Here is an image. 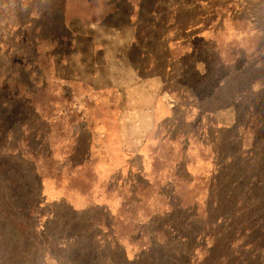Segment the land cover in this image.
<instances>
[{"label":"rangeland","instance_id":"1","mask_svg":"<svg viewBox=\"0 0 264 264\" xmlns=\"http://www.w3.org/2000/svg\"><path fill=\"white\" fill-rule=\"evenodd\" d=\"M142 5L134 54L153 53L163 64L160 53L171 46L176 102L186 98V56L223 78L222 94L210 77L203 90L213 92L225 123L194 140L210 144L206 167L185 174L183 161L196 160V151L177 113L162 133L158 178H132L114 227L96 200L107 179L98 151L108 143L99 138L95 150L68 99L84 89L61 80L84 75L63 57L71 38L64 0H0V264H264V0ZM154 73L169 78L162 68L139 72ZM55 186L98 204L74 210L66 198L53 200L61 198L52 196Z\"/></svg>","mask_w":264,"mask_h":264},{"label":"crops","instance_id":"2","mask_svg":"<svg viewBox=\"0 0 264 264\" xmlns=\"http://www.w3.org/2000/svg\"><path fill=\"white\" fill-rule=\"evenodd\" d=\"M142 3L143 0H64L65 22L71 38L68 54L63 57L68 55V60L74 62L67 64L68 69L82 71L84 75L61 80L68 86L77 82V86L84 89V94L68 99L80 110L86 135H90L95 150H98L96 143L99 138L100 142L108 143L107 149L98 151L105 167L102 174L107 175V179L105 190L96 200L105 206L102 207L114 227L122 218L125 208L123 193L131 187L132 178L138 176L147 181L158 178L159 172L155 167L161 165L159 153L165 143L162 133L170 129L177 113L184 114L192 131H187L185 139L192 144L190 150L196 151V160L183 161L182 165L185 174L192 177L194 168L206 167L208 158L204 156L208 157V153L205 151L210 148V144L194 140L198 135H216L225 124L221 115L224 113H220L213 92L203 93L205 87H210V77V82L215 81L222 94L223 78L216 76V71L208 76L197 60L186 56L179 76L180 94L186 98L178 103L173 99L176 93H173L170 78L171 46L160 53L164 55L163 64L151 59L153 53L140 50L134 54L137 52L134 49L136 21ZM196 52L189 54L196 56ZM161 68L167 71V80L161 74H139L140 71L153 73ZM132 98L134 102L130 108L128 104ZM137 98L142 101L138 102ZM138 103H141V109ZM210 120L211 124L208 123ZM168 175H171L169 161ZM132 185L134 187L136 183ZM51 189L55 192L54 195L50 192L52 196L61 197L53 200L66 198L71 208L77 211L98 204L94 198L90 200L76 189L64 190L59 186ZM81 199L87 201V205L77 207Z\"/></svg>","mask_w":264,"mask_h":264}]
</instances>
